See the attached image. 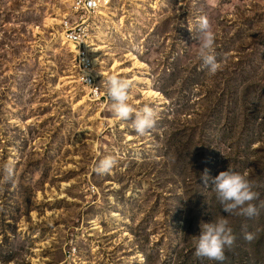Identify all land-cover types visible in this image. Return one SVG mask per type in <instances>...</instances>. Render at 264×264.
Returning a JSON list of instances; mask_svg holds the SVG:
<instances>
[{"label": "rangeland", "instance_id": "obj_1", "mask_svg": "<svg viewBox=\"0 0 264 264\" xmlns=\"http://www.w3.org/2000/svg\"><path fill=\"white\" fill-rule=\"evenodd\" d=\"M69 2L0 0V264H221L194 240L222 216L235 236L222 264H264V0H108L97 77L133 81L134 109L157 113L145 135L76 81ZM202 16L214 76L193 36ZM106 156L117 164L98 175ZM229 168L258 215L228 216L205 187V169Z\"/></svg>", "mask_w": 264, "mask_h": 264}, {"label": "clouds", "instance_id": "obj_2", "mask_svg": "<svg viewBox=\"0 0 264 264\" xmlns=\"http://www.w3.org/2000/svg\"><path fill=\"white\" fill-rule=\"evenodd\" d=\"M90 3L93 7L96 6L95 0H90ZM196 28L199 34L193 36L198 41L197 55L202 62V67L209 75L214 76L221 69V64L215 55L216 33L212 30L207 17L204 16L199 18ZM189 30L193 34V30L191 28ZM103 77L102 86L111 101L112 112L121 120H131V127L139 135H145L153 129L157 116L155 110L148 104H145L140 110H135L130 103L133 81L116 73L103 75ZM116 164L117 160L114 157L106 156L99 159L94 171L98 175L110 174ZM4 170L10 178L13 174L12 164L5 165ZM201 179L205 187L211 179L216 199L228 216L237 215L251 218L258 215V210L252 203L256 199L257 193L253 191V184L247 179L246 174L229 168L226 171H220L215 177H210L208 170L205 169L201 174ZM255 238V234L252 232L244 234V239L248 242H252ZM234 243L235 236L229 226V220L222 216L212 222L201 224V232L194 240L195 255L222 264L225 260V250H230Z\"/></svg>", "mask_w": 264, "mask_h": 264}, {"label": "built area", "instance_id": "obj_3", "mask_svg": "<svg viewBox=\"0 0 264 264\" xmlns=\"http://www.w3.org/2000/svg\"><path fill=\"white\" fill-rule=\"evenodd\" d=\"M107 2L108 0H95L96 6L93 7L90 0H70L69 8L61 14L59 20L64 41L77 44L78 53L73 55L76 81L95 98H99L103 88L102 76L97 77V66L100 61L97 50L104 43L98 40L99 35L103 36L105 30H108L105 18L107 16L105 11L109 6ZM96 19H100L98 24ZM89 37L96 40L88 41ZM88 73L95 76L94 82L86 79ZM73 255L70 251L69 256Z\"/></svg>", "mask_w": 264, "mask_h": 264}, {"label": "bare ground", "instance_id": "obj_4", "mask_svg": "<svg viewBox=\"0 0 264 264\" xmlns=\"http://www.w3.org/2000/svg\"><path fill=\"white\" fill-rule=\"evenodd\" d=\"M96 21H97V24L99 23L98 21H99V19H96ZM94 40H96V38H93V37H89L88 38V41H94ZM132 54V53H131ZM135 58V57H134ZM137 60V59H136ZM135 60V61H136ZM117 63V62H116Z\"/></svg>", "mask_w": 264, "mask_h": 264}]
</instances>
